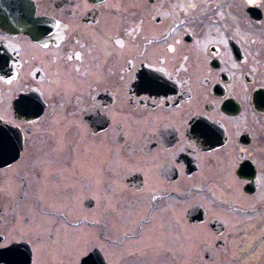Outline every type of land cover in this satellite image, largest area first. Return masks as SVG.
Returning <instances> with one entry per match:
<instances>
[{"label":"flooded vegetation","instance_id":"flooded-vegetation-1","mask_svg":"<svg viewBox=\"0 0 264 264\" xmlns=\"http://www.w3.org/2000/svg\"><path fill=\"white\" fill-rule=\"evenodd\" d=\"M24 2L0 264H264V0Z\"/></svg>","mask_w":264,"mask_h":264},{"label":"water","instance_id":"water-1","mask_svg":"<svg viewBox=\"0 0 264 264\" xmlns=\"http://www.w3.org/2000/svg\"><path fill=\"white\" fill-rule=\"evenodd\" d=\"M19 2V0H17ZM21 4H24L22 1ZM30 14L22 13H3L0 12V28L5 30L13 29L14 27H27L26 21L29 19ZM260 111L264 113V103H261L259 107ZM0 131H3V127L0 125ZM8 131V130H7Z\"/></svg>","mask_w":264,"mask_h":264},{"label":"bare ground","instance_id":"bare-ground-1","mask_svg":"<svg viewBox=\"0 0 264 264\" xmlns=\"http://www.w3.org/2000/svg\"><path fill=\"white\" fill-rule=\"evenodd\" d=\"M251 4L253 3V4H255V3H257V2H259V1H261V0H248ZM22 12H25V11H20V12H17V13H22ZM26 13V12H25ZM31 19L29 18L27 21H26V23H28V21H30Z\"/></svg>","mask_w":264,"mask_h":264}]
</instances>
